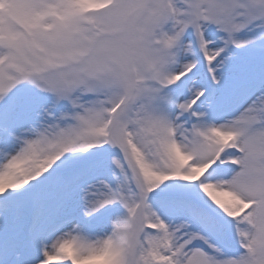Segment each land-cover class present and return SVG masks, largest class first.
Instances as JSON below:
<instances>
[{
	"label": "snow or ice",
	"instance_id": "snow-or-ice-1",
	"mask_svg": "<svg viewBox=\"0 0 264 264\" xmlns=\"http://www.w3.org/2000/svg\"><path fill=\"white\" fill-rule=\"evenodd\" d=\"M0 264H264V0H0Z\"/></svg>",
	"mask_w": 264,
	"mask_h": 264
}]
</instances>
